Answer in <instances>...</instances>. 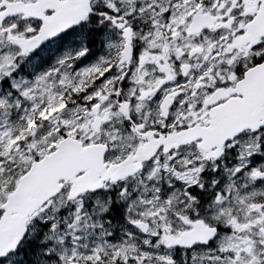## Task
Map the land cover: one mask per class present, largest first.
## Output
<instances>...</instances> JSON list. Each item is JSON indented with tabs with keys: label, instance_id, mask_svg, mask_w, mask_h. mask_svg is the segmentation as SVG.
I'll list each match as a JSON object with an SVG mask.
<instances>
[{
	"label": "snow or ice",
	"instance_id": "obj_1",
	"mask_svg": "<svg viewBox=\"0 0 264 264\" xmlns=\"http://www.w3.org/2000/svg\"><path fill=\"white\" fill-rule=\"evenodd\" d=\"M0 264H264V0H0Z\"/></svg>",
	"mask_w": 264,
	"mask_h": 264
}]
</instances>
